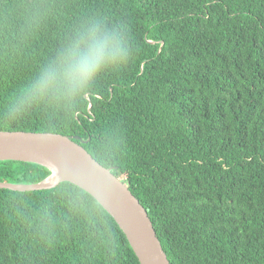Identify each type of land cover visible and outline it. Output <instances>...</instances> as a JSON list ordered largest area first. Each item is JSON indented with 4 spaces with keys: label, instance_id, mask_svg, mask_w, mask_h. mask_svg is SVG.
<instances>
[{
    "label": "trees",
    "instance_id": "trees-1",
    "mask_svg": "<svg viewBox=\"0 0 264 264\" xmlns=\"http://www.w3.org/2000/svg\"><path fill=\"white\" fill-rule=\"evenodd\" d=\"M126 36L130 59L70 100L9 109L78 28ZM0 131L78 138L148 212L171 264H264V0H0ZM48 168L0 161V182ZM0 264H140L69 182L0 189Z\"/></svg>",
    "mask_w": 264,
    "mask_h": 264
},
{
    "label": "water",
    "instance_id": "water-1",
    "mask_svg": "<svg viewBox=\"0 0 264 264\" xmlns=\"http://www.w3.org/2000/svg\"><path fill=\"white\" fill-rule=\"evenodd\" d=\"M78 138L53 133L0 131V161L28 162L44 166L52 174L32 185L0 182V189L33 192L69 182L90 194L114 219L140 264H171L146 209L111 169L99 164ZM54 170L62 178L49 182Z\"/></svg>",
    "mask_w": 264,
    "mask_h": 264
},
{
    "label": "clouds",
    "instance_id": "clouds-1",
    "mask_svg": "<svg viewBox=\"0 0 264 264\" xmlns=\"http://www.w3.org/2000/svg\"><path fill=\"white\" fill-rule=\"evenodd\" d=\"M130 55L127 38L120 29L97 21L83 25L21 92L9 115L20 117L41 102L78 97L103 73L126 65Z\"/></svg>",
    "mask_w": 264,
    "mask_h": 264
},
{
    "label": "bare ground",
    "instance_id": "bare-ground-1",
    "mask_svg": "<svg viewBox=\"0 0 264 264\" xmlns=\"http://www.w3.org/2000/svg\"><path fill=\"white\" fill-rule=\"evenodd\" d=\"M62 178V174L58 172L57 170H54L53 177L49 180V182H54L56 180H59Z\"/></svg>",
    "mask_w": 264,
    "mask_h": 264
}]
</instances>
